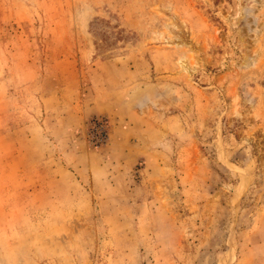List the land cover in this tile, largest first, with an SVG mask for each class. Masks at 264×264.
<instances>
[{"label":"rangeland","instance_id":"obj_1","mask_svg":"<svg viewBox=\"0 0 264 264\" xmlns=\"http://www.w3.org/2000/svg\"><path fill=\"white\" fill-rule=\"evenodd\" d=\"M0 264H264V0H0Z\"/></svg>","mask_w":264,"mask_h":264}]
</instances>
